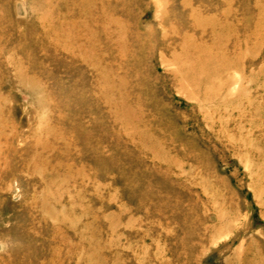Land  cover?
<instances>
[{
    "label": "rangeland",
    "instance_id": "obj_1",
    "mask_svg": "<svg viewBox=\"0 0 264 264\" xmlns=\"http://www.w3.org/2000/svg\"><path fill=\"white\" fill-rule=\"evenodd\" d=\"M0 264H264V0H0Z\"/></svg>",
    "mask_w": 264,
    "mask_h": 264
}]
</instances>
